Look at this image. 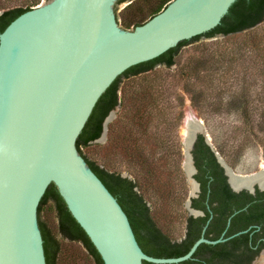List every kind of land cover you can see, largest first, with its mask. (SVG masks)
<instances>
[{
    "label": "water",
    "instance_id": "95a60500",
    "mask_svg": "<svg viewBox=\"0 0 264 264\" xmlns=\"http://www.w3.org/2000/svg\"><path fill=\"white\" fill-rule=\"evenodd\" d=\"M118 1L44 0L0 34V264H47L38 209L51 184L103 264H180L194 259L202 244L217 245L249 231L225 236L226 229L218 239L206 237L214 217L208 205L210 218L186 254L149 255L118 199L79 151L77 140L97 102L120 75L212 31L237 0H172L134 29L121 27ZM114 114L96 141L106 136ZM191 134L185 142L192 186L186 207L191 216L202 217L205 212L192 206L199 193L192 150L205 135L203 124ZM215 154L234 191H256L255 182L235 188L233 169Z\"/></svg>",
    "mask_w": 264,
    "mask_h": 264
},
{
    "label": "rangeland",
    "instance_id": "374dc122",
    "mask_svg": "<svg viewBox=\"0 0 264 264\" xmlns=\"http://www.w3.org/2000/svg\"><path fill=\"white\" fill-rule=\"evenodd\" d=\"M24 1L0 0V12ZM137 2L129 10L127 6L130 2L118 7L116 13L122 28L133 29L126 28L123 20L147 16L150 4L156 3V0ZM40 4H44V0H39L37 6ZM137 7L142 8L144 13ZM263 28L264 24H261L260 33ZM250 39L245 34L230 38L202 37L182 48L172 68L157 66L149 75L134 79L130 84L128 82V90H151L150 97L145 100L151 112L146 134L143 135L135 126L133 118L138 101L130 97L114 110L103 140L83 149L98 163L134 179L140 172L144 173V169L134 164L135 157L129 160L120 150L119 138L127 132V137L139 139V143L146 147L150 168L158 172V179L152 180L146 193L148 203L153 215L157 216L161 227L172 239L181 240L185 235V219L189 214L186 203L192 190L186 171L188 158L183 136L188 107L201 120L205 128L204 137L210 146L236 174L252 175L263 169L264 47H246ZM197 66L200 69L189 74V70ZM125 82L123 79L122 87ZM193 95L197 99L196 105L192 102ZM245 101L248 103L245 104ZM246 105L250 108L249 121L242 117ZM148 118L149 113L143 121ZM110 124H114L116 130L114 139L110 136ZM43 216L56 232L55 211L48 209ZM62 244L65 250L59 264H95L82 244L64 240Z\"/></svg>",
    "mask_w": 264,
    "mask_h": 264
},
{
    "label": "trees",
    "instance_id": "16d2710c",
    "mask_svg": "<svg viewBox=\"0 0 264 264\" xmlns=\"http://www.w3.org/2000/svg\"><path fill=\"white\" fill-rule=\"evenodd\" d=\"M123 1L117 2L116 10ZM143 1L149 2L150 0ZM171 1L156 0V3L150 4L147 16L139 17L137 20L126 19L123 20V24L126 28H135L143 25L163 11ZM38 2L39 0H25L18 6L4 10V13L0 15V34L19 15L37 6ZM137 3V0H134L127 6V9L135 7ZM137 9L144 13L142 8L137 7ZM261 24H264V0H237L223 18L222 23L212 31L196 36L191 40L182 41L178 46L170 49L160 57L129 68L101 96L77 140L79 151L93 171L118 199L130 219L141 247L149 255L155 257H178L186 254L195 241L201 237L203 228L210 218L208 205L214 215L206 231V237L210 239L221 237L227 228L229 218L235 213L236 215L232 218L227 236L246 229L253 222H264V193L257 192V196H253L246 191L241 193L233 192L226 183V178L223 176L221 179L218 175L219 172H223V168L218 163L212 147L206 142L205 137L200 134L195 143L193 155L196 166L203 176L204 190H202L199 198L192 199V205L195 208L204 210L206 215L204 217H194L188 214L185 219V235L181 240H175L163 230L159 219L153 215L148 203L146 193L152 184V180L158 179V172L156 169L150 168L146 157V147L139 143L138 138L127 137V132L119 138L120 150L129 160L135 157L137 160H135L134 164L140 165L144 169V173L143 171L140 172L134 179L124 177L121 173L113 171L111 167L98 163V161L85 154L83 149L90 147L102 137L104 121L107 116L124 101L130 100V97L138 101L136 103V114L133 118L135 126L139 127L138 130L140 129L143 135L146 134L150 126L151 112L148 111L145 100L150 97L148 94L151 93V90L147 89L144 92L134 89L128 90L129 85L126 86L128 82L130 84L134 79L149 75L154 72L157 66H165L167 69L172 68L176 64L182 48L197 42L202 37L214 38L223 36L224 38H230L238 34H245L247 39L251 38L246 47L252 49L263 48L264 31L260 33L259 30ZM201 64L202 61L200 62ZM199 66L191 71L189 70V74L196 73L200 69ZM123 79L126 82L122 87ZM192 97V102L196 105V96L193 95ZM247 103L248 101H245V104ZM248 108L249 106L246 105L242 112V117L247 121H249L248 112H250ZM147 113H149V118L143 121ZM114 129V124H110V136L114 135L116 131ZM262 132L264 133V128ZM208 181H210L211 186L215 182L221 181L219 186L224 188V190H208V186H206ZM246 207L247 209H245ZM48 209L54 210L57 215L56 232L52 230L46 219H44L43 215ZM38 215L44 239L47 264H59L62 258L61 255L65 250L64 244H62L63 240L69 243L77 242L82 244L95 264H103L95 246L68 210L55 184H51L48 187L40 202ZM254 245L255 243L250 233H244L217 245L202 244L195 253L194 259L180 264H251L258 252V250L253 248ZM144 264L154 263L144 262Z\"/></svg>",
    "mask_w": 264,
    "mask_h": 264
},
{
    "label": "flooded vegetation",
    "instance_id": "af4514ba",
    "mask_svg": "<svg viewBox=\"0 0 264 264\" xmlns=\"http://www.w3.org/2000/svg\"><path fill=\"white\" fill-rule=\"evenodd\" d=\"M197 141V140H196ZM196 143V142H195ZM193 157H194V155H193ZM217 160H218V158H217ZM218 163L220 164V166L223 168V172H219L218 173V175L220 176V178L222 179L223 178V176L226 178L225 180H226V183L228 184V186L230 187V189L233 191V192H235V193H241V192H244V191H246V192H248L249 194H251V195H253V196H257V192H260V193H264V185L262 186L259 182H257L256 181V183H257V186H256V191L254 192V193H251L250 191H248V189H244V190H242V191H240V192H236V191H234L233 190V188L230 186V183H229V178H228V176H227V174H226V170H225V168L221 165V163L218 161ZM194 164H195V167H196V169H197V171H196V173H195V175H194V178H195V180L199 183V193H198V196L197 197H195V198H199L200 197V195H201V193H202V190H204L203 189V186H204V182H203V176H202V174L200 173V171H199V169L197 168V166H196V163H195V159H194ZM234 171V170H233ZM236 174V173H235ZM237 175H239V174H237ZM232 178V177H231ZM233 184V183H232ZM219 185H221V181L220 182H215L214 183V185L213 186H211V184H210V181H208V183H206V186H208V190H224V188H222V187H220ZM235 187V186H234ZM245 187H247V186H245ZM248 187H250V186H248ZM236 188H240V187H236ZM193 206V205H192ZM249 206V205H248ZM247 206V207H248ZM247 207L245 208V209H247ZM195 208V207H194ZM195 209H197V210H201V211H203V212H205L204 210H202V209H198V208H195ZM205 215H206V212H205ZM236 215V214H235ZM204 217V216H203ZM233 218V217H232ZM229 221V220H228ZM256 221V220H255ZM231 222H232V219H231ZM227 226H228V223H227ZM230 226H231V223H230ZM229 226V227H230ZM264 222H253V223H251V224H249L248 225V227L246 228V229H244V230H247V229H249V231L247 232V233H250V236L252 237V239H253V242L255 243V245L253 246V248L255 249V250H258V252H257V254L254 256V259L252 260V262H251V264H254V262L259 258V256L260 255H263L264 256ZM229 227L228 228H226L227 229V232H228V229H229ZM262 227H263V229H262ZM241 231H243V230H241ZM223 234V233H222ZM222 236V235H221ZM225 236H227V233H226V235ZM229 236V235H228ZM262 256V257H263ZM260 263H261V260H260ZM259 263V264H260Z\"/></svg>",
    "mask_w": 264,
    "mask_h": 264
},
{
    "label": "bare ground",
    "instance_id": "6f19581e",
    "mask_svg": "<svg viewBox=\"0 0 264 264\" xmlns=\"http://www.w3.org/2000/svg\"><path fill=\"white\" fill-rule=\"evenodd\" d=\"M185 125L183 129V136H184V142H187L191 138V133L197 128L198 125L201 124V120L197 117L196 113L190 108H187V116L185 120ZM186 166H189V160H187ZM263 169L257 173H254L252 175H237L234 171H232V178L231 181L233 185L236 187H245V186H251L254 182H259L262 186L264 185V166H262ZM258 263L264 264V256L260 259Z\"/></svg>",
    "mask_w": 264,
    "mask_h": 264
}]
</instances>
